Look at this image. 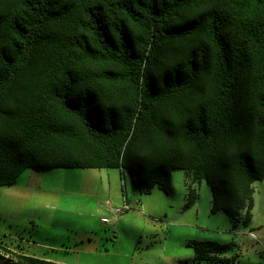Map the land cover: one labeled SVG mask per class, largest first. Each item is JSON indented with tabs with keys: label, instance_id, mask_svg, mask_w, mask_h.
<instances>
[{
	"label": "trees",
	"instance_id": "1",
	"mask_svg": "<svg viewBox=\"0 0 264 264\" xmlns=\"http://www.w3.org/2000/svg\"><path fill=\"white\" fill-rule=\"evenodd\" d=\"M117 169L134 189L253 218L264 180V0H0V188ZM195 262L225 246L194 242ZM0 264H62L0 243Z\"/></svg>",
	"mask_w": 264,
	"mask_h": 264
},
{
	"label": "rangeland",
	"instance_id": "2",
	"mask_svg": "<svg viewBox=\"0 0 264 264\" xmlns=\"http://www.w3.org/2000/svg\"><path fill=\"white\" fill-rule=\"evenodd\" d=\"M187 184L175 171L168 194L145 193L117 169L30 168L0 188V243L62 264H264V180L254 184L252 222L237 228L211 212L206 182L187 207ZM126 199L129 210L116 215ZM206 241L225 246L210 255L228 263L195 262L193 243Z\"/></svg>",
	"mask_w": 264,
	"mask_h": 264
},
{
	"label": "built area",
	"instance_id": "3",
	"mask_svg": "<svg viewBox=\"0 0 264 264\" xmlns=\"http://www.w3.org/2000/svg\"><path fill=\"white\" fill-rule=\"evenodd\" d=\"M108 205H110V203L108 204ZM129 210V205H128V203H127V199L124 201V205H123V207L122 208H119V209H114L113 210V212L116 214V215H119V214H122V213H124V212H126V211H128ZM102 223H104V224H110L111 223V221L108 219V218H102Z\"/></svg>",
	"mask_w": 264,
	"mask_h": 264
},
{
	"label": "crops",
	"instance_id": "4",
	"mask_svg": "<svg viewBox=\"0 0 264 264\" xmlns=\"http://www.w3.org/2000/svg\"><path fill=\"white\" fill-rule=\"evenodd\" d=\"M186 178H187V181L189 180V177H188V175L186 174ZM190 182V181H189ZM202 183V182H201ZM201 183H199V184H201ZM191 184V183H190ZM189 184V185H190ZM188 185V184H187ZM195 185V184H194ZM194 185H192V187L194 188ZM208 185V184H207ZM155 189H157V188H155ZM195 189V188H194ZM159 190V189H158ZM196 191H197V189H196ZM164 192V191H163ZM187 192H188V190H187ZM166 193V192H165ZM168 194V193H167ZM197 194H198V192H197ZM187 197H188V195H187ZM198 199H199V194H198ZM212 202V201H211ZM254 203H255V201H254ZM195 204H196V202H195ZM195 204H193V205H195ZM192 205V206H193ZM255 206V205H254ZM253 214V213H252ZM252 220H253V218H252ZM252 222V221H251Z\"/></svg>",
	"mask_w": 264,
	"mask_h": 264
}]
</instances>
